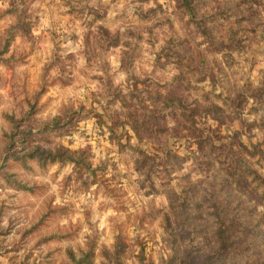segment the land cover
I'll return each mask as SVG.
<instances>
[{
	"label": "rangeland",
	"instance_id": "obj_1",
	"mask_svg": "<svg viewBox=\"0 0 264 264\" xmlns=\"http://www.w3.org/2000/svg\"><path fill=\"white\" fill-rule=\"evenodd\" d=\"M188 1L0 0V160H83L8 161L0 264H264V0Z\"/></svg>",
	"mask_w": 264,
	"mask_h": 264
},
{
	"label": "trees",
	"instance_id": "obj_2",
	"mask_svg": "<svg viewBox=\"0 0 264 264\" xmlns=\"http://www.w3.org/2000/svg\"><path fill=\"white\" fill-rule=\"evenodd\" d=\"M186 8L190 11L192 10L191 5L189 4L188 0H183ZM26 27L28 28L29 25H27L24 21H19V19L12 25L11 29L7 31L6 36L4 38V46L3 49H0V63L5 62L7 63L9 60V56L5 55V52L7 50V47L11 43L15 32L17 29L21 30H26ZM21 126L19 121L14 122V129L13 133L9 135L10 139H13L14 136L22 135L21 138V143L22 147L20 149H17L16 147V142L15 140H11L6 148L5 151L3 152V155L1 156V162H0V179H2L6 184L11 186L12 188L16 190H30V187L27 186L24 183L18 182L13 178V175L11 173H8L5 168L8 164L9 160L12 161H18L24 168H28L27 161L29 159H35L37 160L38 164L40 166H45L47 164H52V163H62L64 161H72L76 163V165L83 164L82 159H77V158H70L68 157H63L61 152H56V151H50V150H40L38 147H34L33 149H28L26 143L32 139L33 137V131L32 130H21L17 131L18 128ZM57 127L59 125H56ZM46 128L44 127L41 132H46ZM15 138V137H14ZM243 170L238 173V171H234L231 173L234 182L236 185H239L241 183H246L247 177L251 178V182L255 183V187H263L264 191V178H262L255 170L249 169L247 167L242 168ZM247 176V177H246ZM34 228V227H33ZM218 234L220 237V240L223 245H225V228L222 227V225H219L218 227ZM71 254V253H70ZM93 257V252L91 249H89L87 252L83 253L82 256L78 259H75L74 255H72V261L73 264H90L91 260ZM116 262L118 261V256H114ZM143 259V257H142ZM142 263V262H141ZM144 264V263H142ZM206 264H214V262L211 263H206Z\"/></svg>",
	"mask_w": 264,
	"mask_h": 264
}]
</instances>
